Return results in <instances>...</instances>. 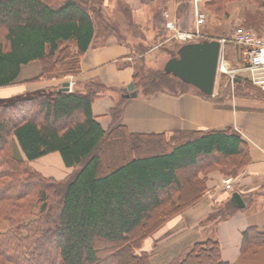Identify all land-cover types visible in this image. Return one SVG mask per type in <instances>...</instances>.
<instances>
[{
	"label": "trees",
	"instance_id": "trees-1",
	"mask_svg": "<svg viewBox=\"0 0 264 264\" xmlns=\"http://www.w3.org/2000/svg\"><path fill=\"white\" fill-rule=\"evenodd\" d=\"M229 1L210 0L206 7L216 13ZM92 2L0 0V89L19 83L21 67L29 63L39 62L41 72L26 83L76 77L89 48H102L111 37L125 45L116 25L101 18ZM120 2L130 27L132 11ZM254 17L246 23L255 24ZM139 67L132 82L143 96L193 93L227 108L224 97L206 96L162 68ZM81 86L0 99V264H151L143 241L202 199L206 174L231 176L250 162L247 143L231 127L176 130L169 137L130 133L120 125L103 130L91 105L109 88L93 78ZM124 101L120 97L110 110L112 125ZM13 142L23 159L11 153ZM141 146L144 151L135 149ZM50 153L72 170L63 179L46 178L29 165ZM241 210L228 196L206 217L217 224ZM263 262L264 229L249 226L236 262L222 260L218 240L207 238L168 264Z\"/></svg>",
	"mask_w": 264,
	"mask_h": 264
},
{
	"label": "crops",
	"instance_id": "crops-1",
	"mask_svg": "<svg viewBox=\"0 0 264 264\" xmlns=\"http://www.w3.org/2000/svg\"><path fill=\"white\" fill-rule=\"evenodd\" d=\"M120 1L128 5L132 11L134 22L143 26L147 38L152 34L154 37L156 33L166 37V41H169L170 37L174 38L172 33L169 37L166 35L170 31L166 28L167 21L174 22L177 33L189 31L194 25L189 14L186 13L185 16L183 13L180 17L178 11L176 12L175 2L171 0ZM181 19H186V26L185 23L182 25ZM239 55L240 51L237 48L236 52L232 51L230 57L239 58ZM36 63L32 62L22 66L18 81L36 76L39 73L35 66ZM135 67L137 64L134 62L128 46L119 44L115 38L111 37L106 46L98 49L89 48L82 55L81 73L78 76L66 77L62 80H40L26 83L23 87L18 84L11 85L17 88L5 92L4 97L20 92H36L45 87L58 88L65 81L73 83L72 88L80 89L84 80L93 78L109 88L91 105V112L103 130L120 125L130 133H156L165 134L167 137L170 136V132L176 130H222L227 127L236 130L249 147L250 162L242 168L234 170L230 177L233 181L232 192L240 194L245 207L231 218L220 221L215 226V238L220 246L222 260L229 263L236 262L240 254L242 232L249 226L264 229V117L239 114L236 111L238 106L233 102H226L227 108L217 107L212 101L200 98L193 93L181 96L154 94L146 97L134 89L137 93L136 97L134 99L125 98L121 116L118 122L112 125L110 110L122 97L121 89L132 82ZM2 89H6V87ZM211 97H215V95L213 94ZM59 157L58 153H50L33 162L53 161L57 166L53 169L42 166L40 169L36 168L43 175L61 179L70 172V169H62ZM62 171L64 172L61 173ZM60 175L62 176L56 177ZM205 177L206 192L202 200L194 207L171 219L156 234L160 238L157 240L159 244H157L159 250L157 253H161L181 240L201 233L202 228L198 227V221L210 212L214 203L230 196L231 193L223 189L222 174L212 171ZM152 257H150V262Z\"/></svg>",
	"mask_w": 264,
	"mask_h": 264
},
{
	"label": "rangeland",
	"instance_id": "rangeland-1",
	"mask_svg": "<svg viewBox=\"0 0 264 264\" xmlns=\"http://www.w3.org/2000/svg\"><path fill=\"white\" fill-rule=\"evenodd\" d=\"M171 1L175 2L176 12L178 11L177 13L180 15V17H181V14L184 13L186 16V13H187L189 14L190 19L192 20L194 24L195 16L193 15L192 0H171ZM208 1L210 0H201L199 4V9L204 14V20H203V24H201L197 28L199 35L194 36L193 38L190 39V41H199V40L202 41V40H205L204 38L206 37L207 38L211 37V39L228 40L233 32V29L237 26L251 28L257 34L264 36V5L261 7L262 3H264V0H230L223 6V8L220 11L216 13L213 8L206 7V2ZM123 5L124 4L120 2L119 0H93L92 5L90 6L91 7L93 6V9H97V8L99 9L98 11L100 13L98 15L101 18L103 19L105 18L109 22H112L113 24L116 25V28H118L119 30L118 33L120 34V37L125 42V45L128 46L131 56L133 57L134 62H136L137 64L136 68H140L139 67L140 64H143L145 69L146 68H150V69L162 68L164 63L168 59L169 53L175 50L180 44L187 42V41L178 40L174 37L175 31L177 30L176 26H175V31L170 30L166 34L168 37L170 36L171 33L173 34L174 38L170 37L169 41H166V37L164 36L162 37L161 34H158V33H156L154 37L152 34L150 35L149 38H147L143 26L134 22L132 20V17H130L132 25L128 27L129 16L124 14ZM253 17H254L253 21L255 24L246 23V20L248 19L251 20V18ZM181 23L182 25L183 23H185V26H186V19H181ZM195 30H196L195 26L192 25L190 30L186 32L192 33ZM0 43H3V36H2L1 31H0ZM237 48L238 47L233 46L232 44L227 42L221 48L220 55H222V57L226 59V61L227 60L229 61V62L227 61L228 62L226 66L227 71L229 70L230 74L234 77L239 78L240 81H235V80L230 81L229 80L230 76L223 74L221 72H218L216 76L215 87H214V95L218 96L219 98L224 97L223 98L224 103L233 102L235 105H237L238 107L236 111L239 114H245L251 117L254 116V117L263 118L264 117L263 115L264 114V91L257 88L256 86H253L250 83L249 75L247 72L243 70H239L242 67L240 56L239 58H234V59L230 57L232 51L236 52ZM35 66L38 68L39 73L36 76H33L32 78H29L27 80L36 78L40 75V72H41L40 63L37 62ZM223 76H226V78ZM68 77H71V76H68ZM62 79H58V80H62ZM17 84L20 85V87H23L26 84V80L19 81V83ZM15 88L17 87L10 86V87H6V89H0V99L5 98L4 97L5 92L7 93ZM50 92H51V89H49L48 87H45L39 90V92L36 91L34 94H39V93L49 94ZM225 96H227V99L225 98ZM0 103H4V101H0ZM135 149L144 151L143 146H141L140 148H135ZM10 151L11 153L14 154L15 157L22 158V159L24 158L23 155L20 153V150L17 148L15 142L10 144ZM113 157H114V154H113ZM47 161L48 160L41 161V162L37 161L33 163L30 162L29 165L30 166L35 165L34 167L33 166L32 167L36 171H38L37 168L40 169L41 166L43 168H50V169L57 167L53 161H49V162ZM63 166L64 165L62 164V169L67 170ZM69 171L71 172L72 170H69ZM63 172L64 171H62L61 173ZM210 172L212 171H209L206 175H208ZM40 174L46 178L51 177V176L43 175L42 173ZM61 176L62 175L56 176V177H61ZM64 177H66V175ZM51 178L60 180L55 177H51ZM224 178H231V177L223 175L222 184H223ZM227 198L228 196L224 200L214 203L211 206V210H215L216 208H221V206L224 204ZM199 202L200 201L195 203L192 207H194ZM190 208L191 207L185 209L182 213H184L186 210ZM206 215L203 216L198 221V227L202 228L201 233L192 235L188 239L181 240L175 243L174 245L170 246L166 250L162 251L161 253H157L159 251L157 247V244H158L157 240H159L160 238H158L156 234L161 228H163L171 219H173L176 216L170 218L160 228H158L151 237L144 240L142 250L149 253L150 257H152L155 254L151 258V264H168L172 259L180 255L181 252H183L188 247H190V245L193 242L205 240L207 238L214 239L216 237L215 236L216 223L215 222L210 223L207 220Z\"/></svg>",
	"mask_w": 264,
	"mask_h": 264
},
{
	"label": "water",
	"instance_id": "water-1",
	"mask_svg": "<svg viewBox=\"0 0 264 264\" xmlns=\"http://www.w3.org/2000/svg\"><path fill=\"white\" fill-rule=\"evenodd\" d=\"M221 43L218 39L185 43L178 47L175 56L166 60L162 67L165 74L191 85L206 96H213L217 76V63ZM70 83L65 81L58 91L68 92ZM131 82L121 89L122 97L134 99L137 95ZM230 201L236 208L242 209L245 203L237 192H232Z\"/></svg>",
	"mask_w": 264,
	"mask_h": 264
},
{
	"label": "built area",
	"instance_id": "built-area-1",
	"mask_svg": "<svg viewBox=\"0 0 264 264\" xmlns=\"http://www.w3.org/2000/svg\"><path fill=\"white\" fill-rule=\"evenodd\" d=\"M201 0H192L193 4V15L195 16L194 26L195 31L191 32H176L175 24L172 21L166 22V28L172 31H175L174 37L178 40L190 41L194 36L199 35L198 26L203 24L204 14L199 9V4ZM222 46L225 43L229 42L232 45L239 47L240 49V60L241 68L248 73L249 81L253 86L264 91V36L257 34L253 29L246 28L243 26H237L233 29V32L228 40H220ZM227 61L219 56L217 63V72H221L230 76V81L233 80V77L230 74V71H227ZM223 186L226 190L232 189V180L231 178H224Z\"/></svg>",
	"mask_w": 264,
	"mask_h": 264
},
{
	"label": "bare ground",
	"instance_id": "bare-ground-1",
	"mask_svg": "<svg viewBox=\"0 0 264 264\" xmlns=\"http://www.w3.org/2000/svg\"><path fill=\"white\" fill-rule=\"evenodd\" d=\"M190 43V42H189Z\"/></svg>",
	"mask_w": 264,
	"mask_h": 264
}]
</instances>
